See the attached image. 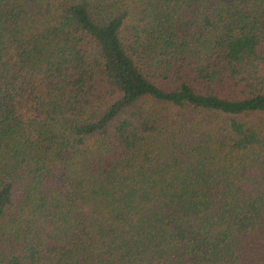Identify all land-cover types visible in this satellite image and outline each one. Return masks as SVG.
<instances>
[{
	"label": "trees",
	"instance_id": "trees-1",
	"mask_svg": "<svg viewBox=\"0 0 264 264\" xmlns=\"http://www.w3.org/2000/svg\"><path fill=\"white\" fill-rule=\"evenodd\" d=\"M0 264H264V0H0Z\"/></svg>",
	"mask_w": 264,
	"mask_h": 264
}]
</instances>
